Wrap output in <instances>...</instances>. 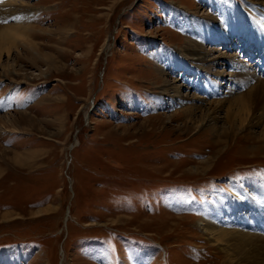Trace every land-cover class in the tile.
Wrapping results in <instances>:
<instances>
[{
	"label": "rangeland",
	"instance_id": "1",
	"mask_svg": "<svg viewBox=\"0 0 264 264\" xmlns=\"http://www.w3.org/2000/svg\"><path fill=\"white\" fill-rule=\"evenodd\" d=\"M10 3L34 17L26 20L30 34L6 40L9 52L1 51L0 116L34 120L16 125L18 132L0 127V264L263 259L264 250L244 238L232 244L226 229L251 232L241 221L258 214L251 204L233 207L229 192L237 188L246 202L245 180L264 188V115L255 114L264 108V82L248 125L229 117L235 98L228 97L214 122L204 121L214 129H196L175 112L178 100L155 87L153 65L190 97L245 92L256 80L235 86L232 59L264 80L263 61L249 57L264 42L240 31L264 21L258 0H0V7ZM236 15L228 37L216 21ZM190 37L208 58L221 57L194 70L183 54ZM209 219L222 238L204 231Z\"/></svg>",
	"mask_w": 264,
	"mask_h": 264
},
{
	"label": "bare ground",
	"instance_id": "2",
	"mask_svg": "<svg viewBox=\"0 0 264 264\" xmlns=\"http://www.w3.org/2000/svg\"><path fill=\"white\" fill-rule=\"evenodd\" d=\"M10 4H12V3H10ZM10 4H7L6 7H4V6L0 7V20H6L7 18L9 19V17H11V16L12 17L16 16L15 22L0 25V55H1V51L3 48H4V51H7V53L9 52L10 46L6 42V40H9L13 37H17V36H21V35H25V34H30L29 31L32 28V26H30L28 24V22L26 21L27 18L30 17V16L28 17V14L29 15L31 14V16H33V13H28V14L26 13L29 10L28 6L26 7L27 10H18V8L14 6V4H12V5H10ZM253 4H254V2H253ZM257 8L259 11L264 13V0H258ZM49 11L50 10H47V12H49ZM238 17L239 16L236 15L235 17H230L229 19H226L225 21H216V23L218 26H221V31L224 32L225 34H228L229 35L228 37H230L232 32L234 31V28H235L232 25ZM240 25H242V24H236V27H238ZM213 27H214V25H213ZM230 28H231V30H230ZM240 31H241L242 35H244L245 40L246 39L247 40L253 39L257 46L261 45L264 42V21H262V20L258 23L253 21V25L250 26V29H248L247 27H243L240 29ZM248 31H250V32L248 33ZM213 34H214V32L207 31L206 37L211 38L213 36ZM228 37H226V39ZM182 45H183V48L189 50V52L183 53V54L187 57V59L189 61V65L194 70H198L204 66H206V68L208 69L209 64H210L208 60H213L214 58L221 57V54H220V55H217L215 57L208 58L209 57V50H206V49L202 48L200 45L194 43V40H192L191 37L187 38V39H183ZM183 48H182V50L184 51L185 49H183ZM242 50L238 49L239 52ZM245 54H246V51H245ZM258 54H259V56L255 57L253 54L250 53L249 57L252 58L253 61L255 58H256V60L260 59L263 61L261 63L264 64V51H261V47L258 48ZM234 60H235V58L232 59V61L235 63L233 68L237 72L236 73L237 77L233 79V83L235 86H237V87L242 86L243 84H245L248 81V78H251V80L254 78V80H256L255 85H253L254 83L250 84L249 88L243 93L231 94V95L225 97L224 99H221V100L216 99L215 101H210V100L208 101L207 97L199 98L195 95L190 97L187 94H182L181 85L178 84L176 80L169 79L168 76L162 72L163 67L160 64L156 63L157 60H155L156 61L155 63L153 62V65H154L155 70H156L154 72V77H155L154 83L156 85L155 87L159 90V92L172 95L178 100V106H180V109H176L175 112L182 113V116L185 118L184 119L185 122H187L188 120L189 121L193 120L195 123H197L196 127H195L196 129H204L205 127H208L207 129L213 130L214 125L207 123V121L213 120V122H214V119L216 118L217 113H219L221 110L220 104H222L226 100V98H227V100L229 98H235V100L228 103L229 117L235 118L236 120L239 121V125L243 124V126H244L246 124L247 115L250 116V113H253V111L256 109L254 107L258 106V100H257L258 85L257 84L259 82H264V80L263 79L259 80V78L254 76V74H253V76L252 75L248 76L242 70L243 69L242 63L238 62L237 60L236 61H234ZM49 63L52 64V61H49ZM262 64H259V63L257 64V66L260 68L259 69L260 73H264V65H262ZM212 75L214 77L220 76L219 74H212ZM207 80H208L209 84L212 81H214L213 79H209V77H207ZM213 87H215V86H213ZM209 89H210V87H209ZM206 94H207V96H211V94H213V93L207 92ZM205 100L207 102L203 104L202 101H205ZM41 101H42V98H41ZM193 101H197V102H193ZM232 108H234L233 111L231 110ZM200 109H201V111L199 112L198 110H200ZM256 111H257V113H255V114H258L259 118L264 115L263 114L264 108L261 109V107H257ZM195 112L200 113V115H199L200 117L198 119H195L193 117V114ZM240 112L244 113L246 115L242 116ZM18 113L22 114V112H18ZM9 115H10V113H9ZM4 118H7V119L4 120ZM27 118L28 117L20 115L16 120L13 121V119H12L10 121L9 117H4V115L0 116L1 130L4 128H6V129L8 128L9 132H13V131L18 132L16 125H18L19 123H26L28 125L31 120L32 121L34 120V118L32 116H30L28 118L30 121ZM205 120H207V121L204 122ZM233 120H231V121H233ZM247 120H249V119H247ZM258 121H259V119H257L256 122H258ZM246 125H248V124H246ZM215 128H217V130H218V127H215ZM207 129H205V130H207ZM216 133H217V131H216ZM0 149H1V147H0ZM69 149L71 150L72 147H69ZM2 152H0V155ZM15 161H17L18 164L21 163L20 161H18V159H15ZM1 163H4V160H2ZM28 167H29V165H28ZM244 185L249 187V189H251V191H250L251 194L249 195L251 200L249 199V200H246V202L245 201L242 202V197L239 196L240 192L236 191L237 188L236 189L233 188L229 192V196H231L230 201L234 203V204H232L233 207L245 206V204H251V206L258 207L259 210H258L257 217L255 219H253V220L243 219L241 221V224H243V225H247V224L251 223V225H253V231L247 232L245 230L235 228V226H231V227H228V229H226L227 230L226 233L229 235L228 239H231L232 244L234 243L236 238H244L250 242V246L252 248H255V249L260 248V249L264 250V248H263L264 236L254 233L257 229H263L264 230V224L262 223V219H264V188L260 185H257V183H255L253 180H245ZM241 194H242V192H241ZM235 221H236V219L233 220L232 222H235ZM202 223H203L202 228L204 229V231L212 233L213 236H215L217 238H219V237L222 238V236L224 235V230L222 228H220V227L217 228L214 225H208V224L212 223L211 219L207 220V222H205V223L204 222H202ZM256 241L260 242L259 246L255 243ZM255 264H264V258L259 260V261H256Z\"/></svg>",
	"mask_w": 264,
	"mask_h": 264
}]
</instances>
